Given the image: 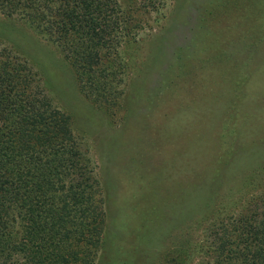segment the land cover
<instances>
[{"label": "rangeland", "instance_id": "374dc122", "mask_svg": "<svg viewBox=\"0 0 264 264\" xmlns=\"http://www.w3.org/2000/svg\"><path fill=\"white\" fill-rule=\"evenodd\" d=\"M138 2L108 113L73 92L54 44L0 13V37L65 93L54 104L94 163L105 230L91 250L87 232L71 236L75 264H201L210 225L264 196V0Z\"/></svg>", "mask_w": 264, "mask_h": 264}, {"label": "trees", "instance_id": "16d2710c", "mask_svg": "<svg viewBox=\"0 0 264 264\" xmlns=\"http://www.w3.org/2000/svg\"><path fill=\"white\" fill-rule=\"evenodd\" d=\"M138 1L148 8L156 3L0 0V13L54 44L73 92L102 97L108 113L117 94L111 85L116 51L142 24ZM5 39L0 37V264L17 258L21 264H75L79 250L68 244L71 236L87 232L81 251L91 250L105 230L106 210L94 198V163L81 154L74 116L54 104L65 93L51 90ZM210 227L207 261L201 264H264V196L251 200L240 217Z\"/></svg>", "mask_w": 264, "mask_h": 264}]
</instances>
